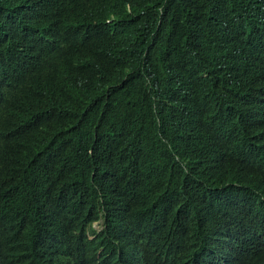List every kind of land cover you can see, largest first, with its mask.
Masks as SVG:
<instances>
[{
  "label": "trees",
  "instance_id": "obj_1",
  "mask_svg": "<svg viewBox=\"0 0 264 264\" xmlns=\"http://www.w3.org/2000/svg\"><path fill=\"white\" fill-rule=\"evenodd\" d=\"M262 9L264 0H0V264H87L96 245L139 264L131 246L143 236L158 240L157 262L177 249L193 264L211 236L193 233L200 209L186 207L187 183L202 170L185 176L134 138L114 144L120 164L109 170L96 157L112 133L105 128L98 151L89 153L96 123L84 117L89 108L101 119L127 113L144 119L136 132L161 117L172 122L173 137L178 129L191 133L195 121L214 120L231 136L226 151L212 156L196 143L191 156H207L240 183L261 187L248 164H234L246 158L247 142H264V127L249 132L252 115L264 114ZM64 57L76 72L68 95L48 80ZM161 92L173 98V111L149 115ZM208 171L198 183L211 196L222 174ZM146 201L156 216L143 208ZM240 220L230 224L233 243L261 242V224ZM75 221L80 235L57 240L60 232H46ZM185 221L196 224L193 232L180 230Z\"/></svg>",
  "mask_w": 264,
  "mask_h": 264
},
{
  "label": "clouds",
  "instance_id": "obj_2",
  "mask_svg": "<svg viewBox=\"0 0 264 264\" xmlns=\"http://www.w3.org/2000/svg\"><path fill=\"white\" fill-rule=\"evenodd\" d=\"M237 35L244 43L247 38L245 31L239 29ZM251 45L255 46L254 44ZM261 63L264 65V57ZM71 64L73 63L71 62ZM71 64L64 57L48 71L50 85L66 95L70 93L67 86L73 88L72 83L76 81V72ZM150 105L149 115L158 113L160 109L164 111H173L174 109V101L169 93H156ZM90 109L87 110L84 119L96 123L94 127L96 133L90 139L89 153L98 151V141L101 138V132L105 128L112 133L110 137H107L101 154L96 157L98 158L97 162L102 161L105 168L111 170L110 166L120 164L114 154V144L122 138L124 140H132L134 138V144L147 143L153 150L160 151L161 159L169 160L185 176H193L198 170H202L193 179H190L191 181L187 183L186 187L190 200L186 203V207H197L200 209L198 214L202 219L201 226L194 232L196 224H190L185 221L180 226V230L185 233L211 234L204 247L194 257L193 264H264V233L258 235V237L262 238L261 242L256 238L254 240L243 239L235 243H233L234 237L230 234L232 232L230 224H240L242 223L240 219L254 221L261 224L262 228H264V142L261 136L245 144L246 151L243 155L246 158L234 164L236 167H240L242 163L248 164L251 168V173L249 174L256 176L262 183V186L258 187L253 184L240 183L237 178H233L230 168L226 169L225 165H221L219 162L207 164V156L203 157L204 162L200 160L199 156H191L190 148L196 143L204 144L212 156L226 151L231 136L227 135L222 124L216 123L214 120L204 123L195 121L193 122L195 129H192L191 133L178 129L177 137H173L170 132L172 122L171 125H168L169 122L166 123L161 117L154 120H146L141 124V129L136 132L134 129L136 124L144 119L136 117L135 120H132L130 114H121L119 111L101 119L91 117ZM4 117L5 115H2V111H0V126H3ZM131 121L135 122L131 123ZM262 127H264V114L252 115V127L249 132L254 133L255 129L259 130ZM106 144H109V146L107 147ZM208 170L222 174V176L215 178L217 186L211 191V196L205 195L199 188L200 183H198V177L200 175H208ZM206 202H211L212 205L205 207ZM144 205L145 207L143 208L151 216H156L151 202L146 201ZM206 213L207 218L212 219L215 224H209L205 221L204 214ZM76 223L77 221L70 222L68 225L63 223L46 232L54 234L60 232L56 235L57 240H63L71 233L80 235L81 233L73 230ZM113 225L114 221L109 218L106 228L112 232ZM93 226L98 231L102 230L99 222H96ZM84 235L87 238V242L94 244L93 236ZM226 239L229 240L228 246L225 244ZM43 241L38 252H43L46 247ZM131 247L139 264H186L184 257L177 249L173 258L157 262L156 254L162 251V248L154 237L143 236ZM87 264H132V259L122 256V252L117 258L113 254L104 251L99 245H96V249L88 257Z\"/></svg>",
  "mask_w": 264,
  "mask_h": 264
}]
</instances>
